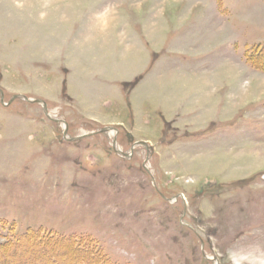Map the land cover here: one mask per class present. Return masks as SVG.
Segmentation results:
<instances>
[{
	"label": "rangeland",
	"instance_id": "1",
	"mask_svg": "<svg viewBox=\"0 0 264 264\" xmlns=\"http://www.w3.org/2000/svg\"><path fill=\"white\" fill-rule=\"evenodd\" d=\"M262 47L264 0H0V244L264 264Z\"/></svg>",
	"mask_w": 264,
	"mask_h": 264
},
{
	"label": "trees",
	"instance_id": "2",
	"mask_svg": "<svg viewBox=\"0 0 264 264\" xmlns=\"http://www.w3.org/2000/svg\"><path fill=\"white\" fill-rule=\"evenodd\" d=\"M252 51L254 54L248 56L247 62L253 68L264 72V47ZM91 242L77 238H56L50 234L27 231L23 235H14L0 244V262L19 249L35 258H51L56 249H62L66 255L67 253L74 255L70 259L67 258L66 264H111L108 258Z\"/></svg>",
	"mask_w": 264,
	"mask_h": 264
},
{
	"label": "water",
	"instance_id": "3",
	"mask_svg": "<svg viewBox=\"0 0 264 264\" xmlns=\"http://www.w3.org/2000/svg\"><path fill=\"white\" fill-rule=\"evenodd\" d=\"M115 144V143H114ZM136 145H140V143L136 144Z\"/></svg>",
	"mask_w": 264,
	"mask_h": 264
}]
</instances>
